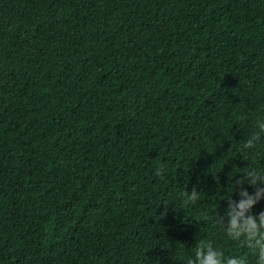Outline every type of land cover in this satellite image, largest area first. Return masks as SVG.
Wrapping results in <instances>:
<instances>
[{
  "label": "trees",
  "instance_id": "trees-1",
  "mask_svg": "<svg viewBox=\"0 0 264 264\" xmlns=\"http://www.w3.org/2000/svg\"><path fill=\"white\" fill-rule=\"evenodd\" d=\"M259 114L264 0H0V264L246 252L214 209L253 191Z\"/></svg>",
  "mask_w": 264,
  "mask_h": 264
},
{
  "label": "clouds",
  "instance_id": "clouds-1",
  "mask_svg": "<svg viewBox=\"0 0 264 264\" xmlns=\"http://www.w3.org/2000/svg\"><path fill=\"white\" fill-rule=\"evenodd\" d=\"M264 147V114L257 115L252 128L247 132L242 141L236 143V152L242 156H249L251 163L248 167L237 172L245 174L244 180H237L236 184L247 183L253 187L249 192L246 187H241L238 199H227L224 215H218L214 209V223L222 238L233 244H239L247 251L240 250L225 252L223 248L214 245L202 238L192 248V255H185V264H264V210L253 213V207L264 199V167H257L252 163L253 154H258ZM166 172L164 166L154 169L156 177L163 179ZM232 191V188H229ZM200 193L195 188L191 191L185 189L181 192V199L192 203L199 199ZM219 195V194H218Z\"/></svg>",
  "mask_w": 264,
  "mask_h": 264
}]
</instances>
